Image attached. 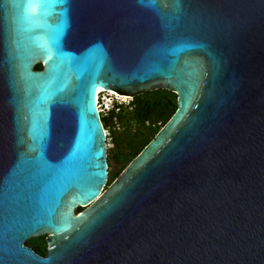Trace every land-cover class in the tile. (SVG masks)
Listing matches in <instances>:
<instances>
[{"label": "water", "instance_id": "water-1", "mask_svg": "<svg viewBox=\"0 0 264 264\" xmlns=\"http://www.w3.org/2000/svg\"><path fill=\"white\" fill-rule=\"evenodd\" d=\"M156 91L108 185L97 96ZM0 264H264V0H0Z\"/></svg>", "mask_w": 264, "mask_h": 264}, {"label": "trees", "instance_id": "trees-1", "mask_svg": "<svg viewBox=\"0 0 264 264\" xmlns=\"http://www.w3.org/2000/svg\"><path fill=\"white\" fill-rule=\"evenodd\" d=\"M42 70V65L36 67ZM178 110L177 96L168 91H156L134 98L129 106H124L118 114L104 116L101 121L105 130H111V140L114 145L113 153L108 151L109 184H112L128 165L156 137L161 129L170 121ZM121 126L119 133L115 129L114 120ZM114 158L121 165L122 172L111 178L110 159ZM43 237L36 238L38 241ZM30 240L27 244L31 245ZM38 243V242H37ZM39 252V246H35ZM47 247V245H46ZM41 253L44 254L42 251Z\"/></svg>", "mask_w": 264, "mask_h": 264}, {"label": "built area", "instance_id": "built-area-1", "mask_svg": "<svg viewBox=\"0 0 264 264\" xmlns=\"http://www.w3.org/2000/svg\"><path fill=\"white\" fill-rule=\"evenodd\" d=\"M111 93L112 92H103L98 95V106L101 109V114H105L104 116L111 115L112 113L118 114L122 107L129 106L133 100L130 97H123L121 95ZM126 100L128 103H126ZM113 120L115 129L120 131L121 126L118 124L117 119L114 118ZM106 138L108 143L109 139L111 138L109 131H106Z\"/></svg>", "mask_w": 264, "mask_h": 264}, {"label": "rangeland", "instance_id": "rangeland-1", "mask_svg": "<svg viewBox=\"0 0 264 264\" xmlns=\"http://www.w3.org/2000/svg\"><path fill=\"white\" fill-rule=\"evenodd\" d=\"M114 93L118 94L117 92H114ZM118 95H121V94H118ZM121 96L128 97V96H125V95H121ZM126 103H128L127 100H126ZM102 115H105V114H102ZM107 131H109V133H112L111 130H107ZM117 133H119V130L117 131ZM107 146H108V151L111 150L112 153H113L114 145H113V142H112L111 138L109 139ZM110 166H111V169H110V171H111V178L115 174H119L120 172H122L121 165H118L117 162L114 160L113 157L110 159ZM37 242H38V240L36 238H34L33 241L30 242V244L32 243L34 245H37Z\"/></svg>", "mask_w": 264, "mask_h": 264}, {"label": "flooded vegetation", "instance_id": "flooded-vegetation-1", "mask_svg": "<svg viewBox=\"0 0 264 264\" xmlns=\"http://www.w3.org/2000/svg\"><path fill=\"white\" fill-rule=\"evenodd\" d=\"M85 210H86L85 208H77L76 211H75V213H76V214H79L80 212H83V211H85ZM42 237H43V238L39 239L37 245H34V244L28 245V244H27V246L30 247V248H32L37 254H39V255L45 257V256H47V252H48V246L46 247L48 236H42ZM31 240H33V239H31ZM28 242H29V241H28ZM28 242H27V243H28ZM35 246H39V248L41 249V252L43 251L44 254L41 253V252H39Z\"/></svg>", "mask_w": 264, "mask_h": 264}, {"label": "bare ground", "instance_id": "bare-ground-1", "mask_svg": "<svg viewBox=\"0 0 264 264\" xmlns=\"http://www.w3.org/2000/svg\"><path fill=\"white\" fill-rule=\"evenodd\" d=\"M111 94H113V92ZM95 103L98 105V96H97V98L95 100Z\"/></svg>", "mask_w": 264, "mask_h": 264}, {"label": "snow or ice", "instance_id": "snow-or-ice-1", "mask_svg": "<svg viewBox=\"0 0 264 264\" xmlns=\"http://www.w3.org/2000/svg\"><path fill=\"white\" fill-rule=\"evenodd\" d=\"M64 2H67V0H64Z\"/></svg>", "mask_w": 264, "mask_h": 264}]
</instances>
